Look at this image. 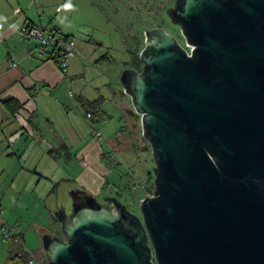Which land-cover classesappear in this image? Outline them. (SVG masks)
<instances>
[{"label":"water","instance_id":"95a60500","mask_svg":"<svg viewBox=\"0 0 264 264\" xmlns=\"http://www.w3.org/2000/svg\"><path fill=\"white\" fill-rule=\"evenodd\" d=\"M121 76L153 148L143 219L84 191L49 264H264V0H176Z\"/></svg>","mask_w":264,"mask_h":264},{"label":"crops","instance_id":"0c3cea01","mask_svg":"<svg viewBox=\"0 0 264 264\" xmlns=\"http://www.w3.org/2000/svg\"><path fill=\"white\" fill-rule=\"evenodd\" d=\"M79 2L90 9V0H0V152L3 150L0 154V206L3 210L0 235H3V228L9 231L12 241L19 245L20 250L29 252L35 262L37 252L31 251L27 246L25 235L17 220L15 221V211L5 218L9 201L15 203V210L19 209V213H22L28 209V202L33 200L31 198L38 197L34 191L26 190L32 183L30 174L36 175L39 168L36 166L34 170H30L31 165H28L35 156V150H50L46 153L52 159L66 154L69 164L81 162L83 168L78 175H65L62 180L77 182L80 188L94 195L101 194L103 187L106 189L108 185L105 160H118L122 153L129 155L134 151L133 135L129 130L118 131L113 138L105 140L101 131L96 128L97 122L107 123L113 116L104 110L106 97L90 100L86 88L75 87L76 93H73V81L78 76L75 72L79 69L73 72L74 64L71 63L68 70L61 69L58 61L42 56L36 43L21 36V30L27 26L49 27L74 38L78 45V34L87 26L79 25L76 21ZM86 39L84 45L88 48L93 39ZM101 51L102 56L96 60L98 66L99 60L108 56L104 50ZM48 53L49 56L52 55V48ZM79 99L102 100L101 108L105 115L98 121L90 119L97 132L92 134L93 139L90 141L82 139L78 135V125L70 121L74 109L81 110L85 115ZM8 100H14L20 105V110L15 115L3 104ZM11 107L15 108V105ZM5 150H12L13 153L9 155ZM75 150L80 151L75 155ZM122 160L123 162H118L123 165V170H127V161ZM40 164L41 167L48 166L44 159ZM37 175L39 179L34 181L37 186L50 176ZM15 251L12 253H16Z\"/></svg>","mask_w":264,"mask_h":264},{"label":"rangeland","instance_id":"374dc122","mask_svg":"<svg viewBox=\"0 0 264 264\" xmlns=\"http://www.w3.org/2000/svg\"><path fill=\"white\" fill-rule=\"evenodd\" d=\"M175 4L176 0H93V3L90 0L88 3L90 9H87L82 2H79L76 21L79 25L87 26L81 33L83 35L78 34L77 56L70 60L71 65L74 64L73 72L79 69L75 72L78 76L73 81L75 85L71 90L76 93L75 87L76 89L86 88L87 97L90 100L101 96L106 97L104 110L113 118H110L107 123L104 121L96 123V128L101 131L105 140L113 138L114 133L118 131L129 130L134 134L132 140L136 143L137 149L147 148V151L146 153L133 151L129 155L122 153L118 160L123 162L122 158L126 159L127 170L121 168L123 165L117 159L105 160L104 165L108 169L106 176L109 175L106 180L108 185H105L107 188L103 189L101 194L94 195L80 188L77 182L62 180L65 175H78L83 168L81 162L74 161L69 164L66 154L52 159L46 153L50 150H35V156L28 164L31 165L30 170L39 166L37 174L50 176L37 186L34 181L36 179L37 182L39 176L30 174L32 183L30 187H26V190L34 191L38 197H32L33 200L27 204L28 209L22 213H19V209L15 210V203L9 201L6 206L8 211L5 214L6 218L9 213L15 211V221L17 220L25 235L27 246L31 251L37 252L35 255L38 254L35 264H49L43 238L47 234L54 237L63 236L59 216L72 210L74 194L78 191H86L97 197L100 202L112 198L114 194H119L128 210L143 219L141 204L145 199L152 197L156 189L154 185L156 162L153 148L144 138L141 117L137 115L131 97L125 92L121 76L125 70L129 69L127 64L132 60V53L141 55L146 48L147 35L154 30H166L187 48L181 27L174 24L169 16V11L175 7ZM86 37L93 39L88 48H85ZM101 49L107 53L110 60L101 62L98 66L96 60L102 56ZM70 121L78 125V135L84 140H92V134L97 133L92 122L79 109L72 110ZM83 143L80 142V144ZM102 143L104 144V141ZM2 151L0 154L3 153ZM10 151L5 150L9 155L13 153L12 150ZM79 151L75 150V155ZM43 159L48 166L41 167L40 161ZM12 166L15 167V164ZM18 248L19 245H16L14 241H4L1 234L0 264H8L9 253L14 250L18 253L20 251Z\"/></svg>","mask_w":264,"mask_h":264},{"label":"built area","instance_id":"2783aa9c","mask_svg":"<svg viewBox=\"0 0 264 264\" xmlns=\"http://www.w3.org/2000/svg\"><path fill=\"white\" fill-rule=\"evenodd\" d=\"M20 33L23 39L37 44V50L42 56H48L49 59H52L53 57L57 58L60 68L63 70H68L70 66V60L77 56L76 40L74 38L65 40L62 36L63 33L60 30L51 29L49 27L27 26L23 28ZM50 48H52L53 53L49 56L48 51ZM186 49L189 54L192 53L193 48L188 44ZM87 118L89 120L93 119L90 114L87 115ZM2 216L3 210L0 206V219ZM2 236L4 241L13 239L10 232L4 228ZM28 264H35L34 259L30 258Z\"/></svg>","mask_w":264,"mask_h":264},{"label":"trees","instance_id":"16d2710c","mask_svg":"<svg viewBox=\"0 0 264 264\" xmlns=\"http://www.w3.org/2000/svg\"><path fill=\"white\" fill-rule=\"evenodd\" d=\"M62 36L64 37L65 40L72 38V37L66 36L64 34ZM131 58H132L131 62L127 64L128 67L133 68V69L141 72L143 69V63L140 59V54L132 53ZM52 60L58 61L57 58H54V57L52 58ZM106 60H108V61L110 60L108 56L101 58L99 60V64L101 62H105ZM58 64H59V61H58ZM101 101L102 100L88 101V100H84V99H79V102L81 103V107H82V110L85 112V115L87 116L88 114H90L93 119H99V120L101 119V117L103 118L105 115L102 111V108H101V103H102ZM3 104L14 115L16 114V112L18 110H20V105L14 100L4 101ZM12 105H15V108H12L11 107ZM132 135L134 136L133 132H132ZM133 149L135 152L139 151V153L140 152L146 153V151H147V148H144V150L137 149L136 143H134V142H133ZM103 189H105V188L103 187ZM54 219L56 221H58L56 218H54ZM0 232H1V228H0ZM36 255H38V254H36ZM30 258H31V254L29 252L24 251V249H21L19 251V253H12V252L10 253L8 264H28V261L30 260Z\"/></svg>","mask_w":264,"mask_h":264},{"label":"flooded vegetation","instance_id":"af4514ba","mask_svg":"<svg viewBox=\"0 0 264 264\" xmlns=\"http://www.w3.org/2000/svg\"><path fill=\"white\" fill-rule=\"evenodd\" d=\"M115 196H113V197H115V198H117L118 200H120L121 201V198H120V196H119V194L117 195V194H114ZM112 197V198H113ZM107 199H109V198H107ZM107 199L106 200H104V201H102L103 203H106L107 202ZM122 202V201H121ZM63 237V236H62Z\"/></svg>","mask_w":264,"mask_h":264}]
</instances>
